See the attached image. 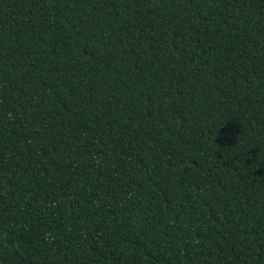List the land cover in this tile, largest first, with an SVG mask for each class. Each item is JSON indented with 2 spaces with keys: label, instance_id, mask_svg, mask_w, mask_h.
<instances>
[{
  "label": "trees",
  "instance_id": "trees-1",
  "mask_svg": "<svg viewBox=\"0 0 264 264\" xmlns=\"http://www.w3.org/2000/svg\"><path fill=\"white\" fill-rule=\"evenodd\" d=\"M0 264H264V0H0Z\"/></svg>",
  "mask_w": 264,
  "mask_h": 264
}]
</instances>
